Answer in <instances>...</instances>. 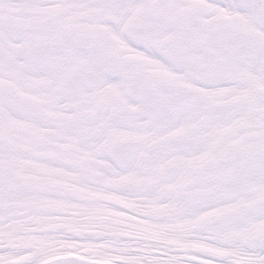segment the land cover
Here are the masks:
<instances>
[{"label":"flooded vegetation","instance_id":"1","mask_svg":"<svg viewBox=\"0 0 264 264\" xmlns=\"http://www.w3.org/2000/svg\"><path fill=\"white\" fill-rule=\"evenodd\" d=\"M130 209L264 264V0H0V229Z\"/></svg>","mask_w":264,"mask_h":264},{"label":"bare ground","instance_id":"2","mask_svg":"<svg viewBox=\"0 0 264 264\" xmlns=\"http://www.w3.org/2000/svg\"><path fill=\"white\" fill-rule=\"evenodd\" d=\"M142 228H145L147 231H152V230H154L153 229V225L151 224V223H148V222H144V224L141 226ZM23 241V239L21 238L20 239V245H19V247L22 249H25L26 247H25V244L26 243H23L22 242ZM84 244H85V247H88V249H89V243L88 242H84ZM11 249H13V247L12 246H10V244H6V245H4V246H0V252L1 251H6L5 252V254H0V257L2 258V260L1 261H9L10 259H14L15 258V256L17 257V255H15V254H12V255H10L9 253L11 252L10 250ZM12 252H14V251H12ZM16 252V251H15ZM31 251H26V253L25 254H31L30 253ZM34 254V253H33ZM52 254H54V252H46V253H44V254H42L41 256H36V254H34V255H32V262H36V261H38L39 259H42L43 257H45V256H48V255H52ZM18 257H19V255H18ZM35 258V259H34ZM126 260V262L128 263V262H137V260L135 259V258H126L125 259ZM154 264H164V263H162V261H161V259H156L155 260V262H154ZM165 264H172V263H165Z\"/></svg>","mask_w":264,"mask_h":264},{"label":"water","instance_id":"3","mask_svg":"<svg viewBox=\"0 0 264 264\" xmlns=\"http://www.w3.org/2000/svg\"><path fill=\"white\" fill-rule=\"evenodd\" d=\"M32 263L34 262H29L28 264H32ZM128 263L137 264L136 262H128ZM44 264H97V263H91V262L83 261V260H76L75 258L74 259L69 258V259H58V261L46 262Z\"/></svg>","mask_w":264,"mask_h":264},{"label":"rangeland","instance_id":"4","mask_svg":"<svg viewBox=\"0 0 264 264\" xmlns=\"http://www.w3.org/2000/svg\"><path fill=\"white\" fill-rule=\"evenodd\" d=\"M132 223L134 224L133 226L135 227V228H138L139 227V225L141 224V223H139L138 221H132ZM168 249V248H167ZM171 250H169V252H170Z\"/></svg>","mask_w":264,"mask_h":264}]
</instances>
